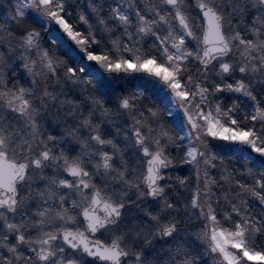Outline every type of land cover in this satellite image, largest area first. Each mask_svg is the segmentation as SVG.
Returning a JSON list of instances; mask_svg holds the SVG:
<instances>
[{"label":"snow or ice","instance_id":"snow-or-ice-1","mask_svg":"<svg viewBox=\"0 0 264 264\" xmlns=\"http://www.w3.org/2000/svg\"><path fill=\"white\" fill-rule=\"evenodd\" d=\"M0 264H264V0H0Z\"/></svg>","mask_w":264,"mask_h":264}]
</instances>
